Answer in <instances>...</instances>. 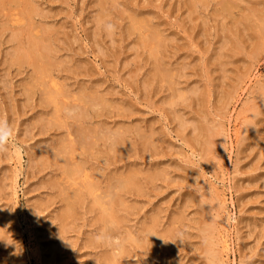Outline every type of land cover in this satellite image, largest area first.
I'll use <instances>...</instances> for the list:
<instances>
[{
  "label": "rangeland",
  "instance_id": "374dc122",
  "mask_svg": "<svg viewBox=\"0 0 264 264\" xmlns=\"http://www.w3.org/2000/svg\"><path fill=\"white\" fill-rule=\"evenodd\" d=\"M6 1H3V5L6 4L2 7L4 12L0 10V117L9 121L13 138L7 151L0 153V264H101L103 250L115 255L118 264H206L209 256L202 250L198 238L203 223L196 219L207 205L211 209L210 220H206L208 223L214 221L212 252L219 257L217 263L264 264V36L261 34L264 24H260L264 23V0H228L230 10H233L227 13L222 12L223 6L216 0H209L206 8L204 4H198L196 7L187 6V9L184 4L188 0ZM101 2L108 4L104 3L102 7ZM19 5L25 8L22 10ZM212 6H216V10ZM26 7L36 11L25 13ZM12 10L20 16L13 15L25 21L17 22L18 18L11 16ZM106 10L109 12L105 13ZM251 12L256 18L262 16L252 29L247 28L255 18L250 16ZM3 13L11 15L5 17ZM9 16L15 17L16 23H12ZM139 17L145 22L142 26L146 25L142 31L141 24L136 25ZM29 20L33 22L28 23ZM108 23L115 25L114 33L105 30ZM27 24L28 27L35 26L26 29ZM133 26L137 29L134 30ZM43 27L51 41H48L50 47L54 44L48 58L52 63L47 78L53 80L55 77L53 81L62 85L65 91L62 101L71 103L82 99L76 101L81 104L87 102V92L102 93L98 96L107 100L103 110L100 109L102 105H92L93 109L91 105L84 106L85 109L80 107L81 111L84 109V117H89L87 120L83 117L84 125L87 122L91 125L87 127H93L98 123L96 125L101 126H96L99 136L104 131L108 136L122 131L119 135L127 141L128 148H123L124 154L117 157L109 149L112 136L107 139L105 135L99 137L94 149L98 150L96 155H85L86 169L95 165L102 168L101 171L105 169L108 177L114 176V180L116 175L119 179L130 172H138L141 187H145L142 192L132 195H127L125 189L119 191L123 200L114 209L123 223L117 229L118 234L103 245L94 239L101 226L96 220L98 208L91 196L84 195L81 206L77 205L75 209L73 221L62 228L59 215L65 205L60 191L62 184L57 179L62 175L59 163L53 161L57 157L53 155H57L55 144L62 142L57 136L64 138L66 128L62 126H68L70 119L66 118L67 124L57 127L51 103L40 101L44 90L36 78L33 81L32 67L28 64L17 66L11 61L10 55L17 42L11 38L12 32L19 33V39L26 42L24 38L31 31L37 30L35 34L32 32L35 39L38 32L39 37H43ZM157 29L163 43L156 56L165 62L163 67H170L166 69L172 74V78L169 76V80L160 83L151 73L155 60L145 45L155 36ZM250 31L257 36L254 38ZM255 45H259L262 51H256ZM226 61L228 64L223 63ZM216 62L223 70H218L220 65ZM82 89L85 91L80 94ZM171 93L175 96L172 97ZM257 102L262 109L256 107L252 110ZM98 111L99 117L96 116ZM61 113L58 112L59 116ZM52 117L55 121H50ZM136 126L139 129L133 130ZM209 130L219 137L211 143L212 149H207L203 139ZM149 136L156 137V142L149 145L153 146L151 149L144 147L147 144L145 138ZM92 157H100V161ZM76 158L82 161L79 155ZM156 168L164 173H161L162 177ZM146 171L149 174L145 176ZM153 174L155 179L149 180ZM108 177L101 176L102 189L105 181L111 178ZM211 199L214 202H210ZM152 213L159 217L158 229H164L171 220H180L166 248L157 252L158 257L139 252L135 242L127 238L128 231L131 238L137 236L140 224ZM181 233L183 238L179 239ZM34 239L40 247L39 258L33 254ZM222 241H226V249L221 247Z\"/></svg>",
  "mask_w": 264,
  "mask_h": 264
},
{
  "label": "bare ground",
  "instance_id": "6f19581e",
  "mask_svg": "<svg viewBox=\"0 0 264 264\" xmlns=\"http://www.w3.org/2000/svg\"><path fill=\"white\" fill-rule=\"evenodd\" d=\"M3 1H6V0H0V10H2V7L4 8V6L6 5V4H4L3 5ZM9 1H11L12 2V0H9ZM14 1V3L15 2H17V1H15V0H13ZM126 1H128V0H126ZM131 1V0H130ZM217 1V4H220L221 6H223V10H222V12H229V10H230V3H228L229 1L228 0H216ZM216 1H214V2H216ZM232 1V0H231ZM7 2V1H6ZM10 2V3H11ZM28 2V1H27ZM111 2V1H110ZM209 3V0H188V1H186L185 3H187V4H184V5H186L185 6V8L187 9L188 7L187 6H195L196 7V5H198V4H204V6L205 5H207L208 6V3ZM213 2V3H214ZM236 2V1H235ZM238 2V1H237ZM253 2H255V1H253ZM252 2V3H253ZM10 3L8 2V5H10ZM18 3H19V1H18ZM18 3L17 4H15V5H18ZM24 3H26V1L24 2ZM102 3V7H103V5H104V3H106V2H101ZM114 3V2H113ZM207 3V4H206ZM251 3V4H252ZM258 3V2H257ZM257 3H255L256 5V7H257ZM264 3V2H263ZM263 3L261 2V4L263 5ZM21 4V3H20ZM106 4H108V3H106ZM212 4V3H211ZM12 5H14L13 3H12ZM34 5V4H33ZM213 5V4H212ZM216 5V4H215ZM219 5V6H220ZM234 5H236V3L234 4ZM254 5V4H253ZM253 5H252V8H254L253 7ZM35 6V5H34ZM236 6H238V5H236ZM236 6H235V8H236ZM6 7V6H5ZM12 7V6H11ZM17 7V6H16ZM19 7H20V5H19ZM24 7V6H23ZM22 7V8H23ZM201 7V6H200ZM213 7V6H212ZM216 7V6H215ZM215 7H213L215 10H216V8ZM256 7H255V9H256ZM7 8H8V6H7ZM10 8V7H9ZM9 8H8V11H10L9 10ZM21 7H20V9H22ZM25 8V7H24ZM147 8V7H146ZM205 8H206V6H205ZM218 8H221V7H218ZM231 8H232V5H231ZM251 8V9H252ZM260 8V7H259ZM263 8V7H262ZM6 9V8H5ZM11 9V8H10ZM13 9V8H12ZM26 9L27 10H24V12L25 13H28V14H30L31 13V11L33 10L34 12L36 11V10H34V9H28L27 7H26ZM104 9H107L106 7L104 8ZM148 9V8H147ZM211 9V8H210ZM213 9V10H214ZM258 9V8H257ZM256 9V10H257ZM23 10V9H22ZM30 10V11H29ZM109 10V9H108ZM194 10V9H193ZM206 10V9H205ZM231 10H233V9H231ZM230 10V11H231ZM254 10V9H253ZM7 11V12H8ZM29 11V12H28ZM32 11V12H33ZM102 11H104L103 9H102ZM102 11H101V13H102ZM132 11V10H131ZM139 11V10H138ZM187 11V10H186ZM189 11V10H188ZM207 11V10H206ZM212 10H210V13H212L211 12ZM218 11V10H217ZM251 11V10H250ZM249 11V12H250ZM260 11V10H259ZM263 11H264V8H263ZM1 12V11H0ZM2 12H4L3 10H2ZM6 12V13H7ZM107 12H109V11H105V13H107ZM137 12V11H136ZM195 12H197V10L195 11ZM194 12V13H195ZM254 12V11H253ZM253 12H251L250 13V16H253L254 15V13ZM257 13H259L258 12V10L256 11ZM104 13V14H105ZM129 13V12H128ZM128 13H127V15H128ZM135 13V12H134ZM150 12L148 11V14H149ZM152 13V12H151ZM217 16H218V14L216 13V12H214ZM219 13V12H218ZM225 13V14H226ZM233 13V12H232ZM262 13V12H261ZM260 13V14H261ZM2 14V13H1ZM4 15H5V17H6V15L7 14H5V13H3ZM13 14H17L16 12H15V10H14V12H13V10H12V15L11 14H9L8 13V15H11L12 17L13 16H15V17H17L16 15H13ZM21 14V13H20ZM28 14H27V17H29L28 16ZM130 14V13H129ZM143 14V13H142ZM146 14V13H145ZM187 14H191V13H189V12H187ZM209 14V13H208ZM259 14V15H260ZM3 15V16H4ZM7 15V16H8ZM18 16H20L19 14H17ZM23 13H22V17H23ZM150 15V14H149ZM195 15H196V13H195ZM226 15H228V14H226ZM248 15H249V13H248ZM247 15V16H248ZM258 15V16H259ZM263 15V14H262ZM1 16V15H0ZM132 16V15H131ZM130 15L128 16V17H131ZM192 16H193V14H192ZM198 16V15H197ZM229 16V15H228ZM255 16V15H254ZM11 17V18H12ZM12 18L13 19V21H12V23H14L15 22V20L14 19H16V18ZM133 17H135V16H133ZM132 17V18H133ZM193 17H195V16H193ZM200 16H198V18H199ZM212 17V16H211ZM215 17V16H214ZM219 17V16H218ZM257 16H255V18H253L252 20H253V22L252 23H248L249 25H247V28H253V25H254V23H255V21H256V23H258V21H260L261 19H262V16H261V19H259V18H256ZM260 17V16H259ZM9 18H10V16H9ZM10 18V19H11ZM18 18V17H17ZM132 18H131V20H132ZM136 18V17H135ZM140 18V17H139ZM201 18V17H200ZM213 18V17H212ZM223 18H225V17H223ZM223 18L222 19H220V20H223ZM21 19H23V20H20V17L18 18V19H16V21L18 22V20H20V22L21 23H23V21H25V19L24 18H21ZM27 19V18H26ZM128 19V18H127ZM151 19V18H150ZM196 19V18H195ZM245 19V18H244ZM244 19H243V21H244ZM248 19H249V17H248ZM251 19V18H250ZM143 19L142 18H140V19H137V21H136V25H137V23H138V25H139V23L141 24V26H142V24L143 23H145L144 22V20L142 21ZM247 20V19H246ZM251 20V21H252ZM264 20V19H263ZM262 20V21H263ZM10 21V20H9ZM33 22V20H29V22L28 23H30V22ZM203 21V20H202ZM205 21V20H204ZM248 21V20H247ZM250 20H249V22H251ZM20 22H19V24H20ZM131 22V21H130ZM147 22H149V21H147ZM10 23V22H9ZM16 23V22H15ZM26 23H27V21H26ZM135 23V22H134ZM203 24H204V22H202ZM25 24V23H24ZM131 24V23H130ZM221 24V23H220ZM260 24H264V23H260ZM10 25H11V23H10ZM14 25V24H13ZM32 25H34V24H32ZM32 25L31 26H29V27H31L30 29H32ZM145 25V24H144ZM143 25V26H144ZM222 25V24H221ZM244 25V24H243ZM24 28L27 26V28L26 29H28L29 27H28V24L26 25V26H24V25H22ZM35 26V25H34ZM37 27H39V29L41 28L40 26H38V25H36ZM44 26V25H43ZM129 26V25H128ZM141 26H139V27H141ZM143 26L141 27V31L143 30L142 28H143ZM146 26V25H145ZM148 26H149V24H148ZM246 26V25H245ZM3 26H1V28H2ZM20 27V26H19ZM19 27H15L16 29H19ZM37 27H35V28H37ZM150 27V26H149ZM154 27V26H153ZM153 27H151L152 29H154ZM255 27V26H254ZM263 27V26H262ZM4 28V27H3ZM2 28V29H3ZM9 28V27H8ZM14 27H13V29H15ZM105 28V27H104ZM150 28V29H151ZM202 28H203V30H206V28L204 29V27L202 26ZM12 29V30H13ZM23 29V28H22ZM128 29V28H127ZM133 29L135 30V29H137V28H134V26H133ZM144 29H146L145 27H144ZM148 29V28H147ZM234 29H235V27H234ZM20 30H21V27H20ZM42 30V29H41ZM48 30H49V28H48ZM138 30H139V28H138ZM202 30V31H203ZM237 30V29H236ZM239 30V29H238ZM243 30V29H242ZM250 30V29H249ZM248 30V31H249ZM258 30V29H257ZM0 31H1V29H0ZM25 30H23L22 32H24ZM30 31V30H29ZM29 31H28V33H29ZM38 31H40V30H38ZM52 31H53V29H52ZM51 31V32H52ZM147 31H150V30H147ZM201 31V32H202ZM223 31V30H222ZM235 31V30H234ZM234 31H231V32H234ZM248 31H246V32H248ZM256 31V30H255ZM10 32H11V30H10ZM15 32V31H14ZM32 32H33V34H35L36 32H37V30H35V31H31V33H30V35L28 36L29 37V40H28V38H27V36H26V38H24L25 40H27L26 42H23L21 39H19V37L20 36H18V34L17 33H13L12 32V34H13V36H11V38H13V41H14V43H15V41H17L16 42V46L15 47H13V50H12V53H11V61H12V64L13 63H15V64H17V66L18 65H21V64H28L30 67H32V72L31 73H33L32 74V76H33V81L35 82V78L37 79V81H38V84H41V89L43 88V90H44V93H41L42 94V97H41V99H40V101L41 102H44L45 104H49V103H51V105H52V107H53V109H52V113L54 112V118H55V120H56V122H54V123H57V127H59V125H65V123L67 124V122H65V121H68L66 118H69L70 120L68 121L69 123H71L72 125H70L71 127H69V123H68V126L66 125V127L65 126H62V127H64V128H66V129H64L65 131H66V134H65V132H63L64 134H65V136H64V138H63V136H62V138H58V136H57V140H59L60 139V141H62L61 142V146L60 145H57V144H59V142L57 143V144H55L54 146L56 147L55 149V151H57V155H53V156H55V157H57V160H53V161H57L58 163H59V165H60V167L59 168H61L60 170H61V175H62V177L59 179L58 177H57V179L60 181V183L62 184V190L60 189V191H61V193H62V195H63V201H64V205H65V208L62 210V212L60 213V215H59V220L62 222V228L65 226V227H67L68 226V223L70 222V221H73V215H74V212H75V209H76V207H77V205H80L81 206V201L83 200V198H84V195H88V196H91V198H92V200H93V204H95L96 206H97V210H98V214L96 215V220H97V222H98V225H100L101 227H100V232L99 233H101V232H107V234L109 235V237L111 238V239H113L114 237H115V235H116V233H117V229H119V225L121 224V223H123L122 221H123V219H122V217H120V216H118L117 215V213H116V211H115V209H114V206L116 205V204H118L120 201H121V194H120V190H123V189H125V190H123V191H125V193L127 192V195H132L134 192H135V194L136 193H140V192H142L143 191V189L145 188V187H141V183H140V181H139V178H138V172H130V171H132V169L129 171L130 173H128V175L126 174V176H119L120 178L119 179H117L118 177H117V175H116V180H114V176H109V177H111V178H109L108 176H107V173H105L104 171H105V169L104 170H100V169H102V168H97L95 165H93V166H91L90 168H89V170H87L86 169V164H87V161H84L85 160V158H86V156L87 155H89L88 153H91V155L90 156H94V155H96V153L98 152V150L96 151V150H94L95 149V146L97 145L96 143H98V140H99V137H103L104 135H105V131H104V134H103V132H102V134H100L101 136H99V132H97V130H96V126L98 125V123H96L95 124V126H93V124H92V126L93 127H87L88 125H90V124H88L87 125V122H86V125H84V119H83V117H84V109L86 108V107H88L89 105H93L94 107H97V106H101L102 105V107L103 106H106L107 105V100H105V101H103V99H102V93H100L99 92V94H97V95H94L93 94V92L91 91H89V92H87V97H88V100H87V102H85V101H82L83 103H81V104H78V102L76 103V101L78 100H82V99H73L74 97H70V99H73L74 101H72V102H74V104L72 103H69V102H65V101H62V99H65L64 98V95H65V91H63L62 90V88H61V86H58L54 81H55V77H53V80H52V78H50V79H48L47 78V76L49 75L50 76V74L48 73V68L50 67V64L52 63V62H50V61H48V60H50V59H48V58H50L49 56V54H50V52H51V47H52V45H54L53 43H52V45H51V47H50V44L48 43V41H50V39H49V36H48V33L45 31V29H44V27H43V31H41V32H44V35L43 34H41L43 37H39V35L40 34H36V35H38V37H36V39H35V35H33L32 34ZM48 32H50V30L48 31ZM55 32V31H54ZM146 32V31H145ZM155 32V31H154ZM224 32H225V30H224ZM245 32V33H246ZM251 32V31H250ZM56 33V32H55ZM142 34H143V32H141ZM227 33V32H226ZM238 33V32H237ZM240 33V32H239ZM252 33V32H251ZM254 33V32H253ZM250 34V35H254V34ZM258 33V32H257ZM25 34H27V33H25ZM52 34V36L54 35V33L52 32L51 33ZM141 34V35H142ZM149 34H150V32H149ZM149 34H148V36H149ZM160 34H161V32L157 29V31H156V34H155V36L152 38V39H150V41H148L149 43H146V41H145V45L148 47V49L150 50V53H151V55H152V58L154 57V60H155V62H154V65H153V69H154V71H151V73L153 74V76H154V78L156 77V80H157V82L159 81V83H160V81L161 82H164L165 80H169V76L172 78V74H170L169 73V70L168 69H166L168 66H162V63H165V62H161L160 60H159V58H161V57H157L156 56V53L158 52V47H160L162 44L161 43H163V41H162V38H161V36H160ZM202 34V33H201ZM242 34V33H241ZM240 34V35H241ZM243 34H244V32H243ZM247 34V33H246ZM249 34V33H248ZM259 34V33H258ZM261 34H263V36H264V29H262V31H261ZM261 34H259V37L261 38L262 36H261ZM21 35V34H20ZM138 35H140V34H138ZM144 35V38H145V40H146V37H145V35H147V32L146 33H144L143 34ZM142 35V36H143ZM233 35V34H232ZM231 35V36H232ZM234 35H235V33H234ZM238 35V34H237ZM239 35V36H240ZM142 36H139V37H142ZM222 36V35H221ZM226 36V35H225ZM255 36H257V35H254V38H255ZM228 37V36H227ZM233 37V36H232ZM251 37V36H250ZM40 38V39H39ZM51 38V37H50ZM56 38V37H55ZM54 38V39H55ZM224 37L222 36V39H223ZM230 38V37H229ZM234 38V37H233ZM58 39V38H57ZM140 39V38H139ZM222 39H220L221 40V42L223 41ZM226 39V38H225ZM235 39V38H234ZM238 39V38H237ZM242 39V38H241ZM251 39V38H250ZM12 40V39H11ZM52 40V39H51ZM244 40V39H243ZM58 41V40H57ZM226 41V40H225ZM225 41H223V42H225ZM231 41V40H230ZM230 41H228V42H230ZM234 40H232V42H233ZM51 42V41H50ZM143 42V41H142ZM147 44H149V46L147 45ZM234 44H235V42H234ZM223 45H224V47L226 46L225 45V43H223ZM229 45V44H228ZM231 45H233V43L231 44ZM239 45V44H238ZM235 46H237V44L235 45ZM54 47V46H53ZM56 47V46H55ZM222 46H221V44H220V48H221ZM233 48H236V47H232V49ZM240 48H242V47H240ZM240 48H236V49H240ZM255 48H256V51H262L261 50V47L259 46V45H255ZM162 49H164V48H162ZM236 49H234V51H233V53L235 52V50ZM52 50H53V48H52ZM54 50H56L55 48H54ZM231 50V48H229V51ZM56 51H58V50H56ZM55 52V51H54ZM162 52V51H161ZM57 53V52H56ZM56 53H55V56H56ZM164 53V52H163ZM227 53V52H226ZM237 53V52H236ZM8 54V53H7ZM231 54H232V52H231ZM157 55H158V53H157ZM219 55H221V53L219 54ZM224 54H222V56H223ZM228 55V54H227ZM234 55V54H233ZM237 55V54H236ZM164 56V55H163ZM226 56V55H225ZM58 57V56H57ZM157 57V58H156ZM228 56H226V58H227ZM217 58H218V56H217ZM221 58V57H220ZM230 58V57H229ZM52 60V59H51ZM217 60H220V59H217ZM216 60V61H217ZM231 60V59H230ZM50 62V63H49ZM220 62H222V61H220ZM217 63V62H216ZM223 63H227L228 64V61H226V62H223ZM223 63H221V64H223ZM230 64H231V62H229ZM217 64H219L220 65V63H217ZM17 66H16V68H17ZM23 67V66H22ZM53 67V66H52ZM169 69H170V67H168ZM219 69H221V70H223L222 68H221V65H220V68H218V70ZM172 70V69H171ZM225 71V70H224ZM172 73V72H171ZM179 73V72H178ZM174 75V74H173ZM183 75V74H182ZM52 76V75H51ZM47 78V79H46ZM30 81V80H29ZM28 81V82H29ZM174 81V80H173ZM47 82H50V83H48L47 84ZM166 82H169V81H166ZM166 82H165V84H166ZM58 83H60V82H58ZM170 83V82H169ZM31 84H32V86H33V82H31ZM28 85V84H27ZM167 85H169L170 86V84H168L167 83ZM160 86V85H159ZM159 86H158V89H159ZM61 89H60V88ZM155 87H156V85H155ZM154 87V88H155ZM168 87V86H167ZM177 87V86H176ZM83 88V87H82ZM157 88V87H156ZM169 88V87H168ZM39 89H40V87H39ZM40 89V90H41ZM178 89V88H177ZM152 90H153V88H152ZM157 90V89H156ZM182 90V89H181ZM28 91H29V89H28ZM81 91V90H80ZM83 91H85V89L83 90L82 89V92H80V94L81 93H83ZM155 91V90H154ZM159 92H160V90H158ZM179 91V90H178ZM94 92H96V91H94ZM173 92V91H172ZM175 92V91H174ZM27 93V92H26ZM181 93V95H182V92H180ZM28 94V93H27ZM30 94H31V92H30ZM80 94H79V96H80ZM86 94V93H85ZM96 94V93H95ZM100 94H102L101 96H98V95H100ZM172 94V93H171ZM203 94H204V92H203ZM173 95L174 94H172V97H173ZM180 95V96H181ZM28 96H30V95H28ZM27 96V97H28ZM77 96V97H76ZM83 96V95H82ZM175 96V95H174ZM183 96V95H182ZM201 96V95H200ZM207 96V95H206ZM75 97L76 98H78V95H75ZM80 98H82V97H80ZM104 98V97H103ZM200 98H202V97H200ZM199 98V99H200ZM205 98V97H204ZM207 98V97H206ZM66 99H68V98H66ZM84 99L86 100V98L84 97ZM205 100V99H204ZM203 100V101H204ZM81 102V101H80ZM104 102L106 103V105H104ZM108 102H109V100H108ZM261 102H263V101H261ZM76 103V104H75ZM111 103V102H110ZM109 104V103H108ZM257 104H258V102H257ZM257 104H255L254 106H253V108H252V110L253 109H255L256 107L258 108V110L260 109L259 108V104L257 105ZM112 104H110L109 106H111ZM264 105V104H263ZM84 106H86V107H84ZM93 106H92V109H93ZM80 107H84V109L83 108H81V109H83L82 111L80 110ZM100 108L101 110H103L104 109V107L103 108ZM261 107V106H260ZM263 107V106H262ZM91 108V107H90ZM89 108V109H90ZM69 109H71V110H74V115H72V116H69V115H67V112H66V110H69ZM262 109V108H261ZM260 109V110H261ZM95 110V109H94ZM100 110V111H101ZM108 110V109H107ZM59 111H62V116H59V114H58V112ZM87 111V110H86ZM85 111V112H86ZM105 111V110H104ZM255 111V110H254ZM95 112H96V110H95ZM109 113H110V111H109ZM87 114V113H86ZM96 114V113H95ZM107 114V113H106ZM106 114H104V115H106ZM257 114V113H256ZM259 114H260V112H259ZM253 112L251 113V117H253ZM86 116V115H85ZM89 116V115H88ZM87 116V117H88ZM95 116V115H94ZM93 116V117H94ZM96 116L97 117H99L100 116V114H99V111H98V113L96 114ZM250 116V115H249ZM254 117H256V116H254ZM54 118L52 117L51 119H50V121H53L54 120ZM84 118H86V117H84ZM87 119H89V117L88 118H86V120ZM54 120V121H55ZM95 121V120H94ZM249 121V120H248ZM92 122H93V120H92ZM99 122V121H98ZM106 122V121H105ZM101 123H103V122H101ZM251 123H253V122H251ZM104 124V123H103ZM107 124V123H106ZM136 124V123H135ZM247 124V123H246ZM255 124V123H254ZM109 125V124H108ZM129 125V124H128ZM248 125L250 126V124H249V122H248ZM91 126V125H90ZM131 126V125H130ZM130 126H128V127H130ZM134 126V125H133ZM132 126V127H133ZM148 126V125H147ZM202 126V125H201ZM248 126V127H249ZM97 127H101L100 125L99 126H97ZM106 127V126H105ZM125 127H127V126H125ZM131 127V128H132ZM148 127H150V126H148ZM147 127V128H148ZM108 128V127H107ZM112 128V127H111ZM114 128H117V127H114ZM120 128V127H119ZM130 128V129H131ZM143 128V127H142ZM155 128V127H154ZM199 128V127H198ZM200 128H202V127H200ZM199 128V129H200ZM205 128V127H204ZM210 128V127H209ZM217 128V127H216ZM216 128H215V130H216ZM246 128V127H245ZM62 129V130H63ZM109 129V128H108ZM107 129V130H108ZM113 129V128H112ZM120 129H122V128H120ZM124 129V128H123ZM136 129H139L137 126L136 127H134V129L133 130H136ZM219 129V128H218ZM115 130V129H114ZM125 130V129H124ZM132 130V131H133ZM148 130V132H149V128L147 129ZM157 130V129H156ZM115 131H117V130H115ZM126 131V130H125ZM138 131V130H137ZM137 131H134L135 133L137 132ZM205 131V130H204ZM204 131H202V132H204ZM207 131V130H206ZM205 131V132H206ZM218 131H220V129L218 130ZM110 132H111V129H110ZM113 132V131H112ZM122 132V131H121ZM120 131H118V134L115 132H113L112 134L113 135H111L112 136V138H110L111 139V144H110V142H108L109 144H110V146H109V149H110V152L111 151H113L112 153H113V156H114V154H116L117 155V157H119V156H121V155H123L124 154V152H122V149L123 148H125V147H127L126 145H127V141L125 140V138H124V136H121V135H119V134H122ZM139 132H141L142 133V131H139ZM147 132V133H148ZM153 132L155 133L156 131H155V129L153 130ZM159 132V131H158ZM199 132V131H198ZM219 133V132H218ZM106 134L107 135H105V139H107V138H109V136H108V133L106 132ZM128 134L130 135L131 133L130 132H128ZM137 134V133H136ZM145 133H143L142 134V136L144 135ZM200 134V133H199ZM138 135V134H137ZM201 135H202V133H201ZM60 136V137H61ZM110 136V137H111ZM139 136H141L140 134H139ZM145 136V135H144ZM148 136V135H147ZM150 136H151V134H150ZM150 136L149 137H147V138H145V140H146V142L145 143H147L144 147H149V145L153 142H156V137H155V139H154V137H152V138H150ZM159 136V135H158ZM206 136V138H203V139H205L206 140V147H207V149H212V146H211V143H214L215 142V140L216 139H218L219 140V137L217 136V133L216 132H214V131H211V130H209V132H207L206 133V135H204V137ZM128 139L127 140H129V137H127ZM141 138V137H140ZM140 138L138 137V139L140 140ZM142 139V138H141ZM159 139V138H158ZM109 140V139H108ZM143 141H145L144 139H142ZM152 140V141H151ZM160 140V139H159ZM66 141V142H65ZM100 141V140H99ZM105 141H107V140H105ZM104 141V142H105ZM66 144H65V143ZM101 142H103V141H101ZM129 142V141H128ZM134 142V141H133ZM142 142V141H141ZM108 143H107V145H108ZM101 144V143H100ZM142 144H143V142H142ZM130 146L132 145V144H129ZM135 145V144H134ZM217 145V144H216ZM49 146H51V145H49ZM57 146H59L58 147V149H57ZM52 147V146H51ZM136 147H138V146H136ZM150 147H152L153 148V146H150ZM149 147V148H150ZM216 147V146H215ZM108 148V147H107ZM128 148V147H127ZM126 148V149H127ZM51 149H54V148H51ZM109 149L107 150V151H109ZM131 149H132V147H131ZM151 149V148H150ZM154 149L156 150V148H155V146H154ZM158 149V148H157ZM128 150V149H127ZM93 151V152H92ZM96 151V152H95ZM125 151V150H124ZM129 151H130V149H129ZM144 151H146L145 149H144ZM209 151V150H208ZM213 151V150H212ZM216 151H217V149H216ZM49 152V151H48ZM95 152V153H94ZM133 152V151H132ZM157 152V151H156ZM211 152V151H210ZM214 152V151H213ZM51 153V152H50ZM54 153V152H53ZM52 155V154H51ZM77 155H79V157L82 159V161L80 162L79 160L80 159H77L76 158V156ZM86 155V156H85ZM112 156V155H111ZM101 157H103V156H101ZM126 157V156H125ZM49 158H51L50 156H49ZM54 157H52V159H53ZM93 158H96V159H98L99 160V158L98 157H92V159ZM104 158H105V156H104ZM100 161V160H99ZM103 161V160H102ZM105 161V160H104ZM54 162V163H55ZM56 162V163H57ZM57 163V164H58ZM58 166V165H57ZM138 166V165H137ZM106 167V166H105ZM136 167V166H135ZM106 169H108V168H106ZM139 169V168H138ZM157 169V168H156ZM156 169H154V170H156ZM162 169H164V168H162ZM158 170H160L159 168L156 170V171H158ZM156 171H154V172H156ZM120 172V171H119ZM159 172V171H158ZM165 172V171H164ZM126 173V172H125ZM148 172L146 171V173H145V176H146V174H147ZM153 173V172H152ZM161 173L162 174H164L163 172H161V170H160V172H159V176L161 175ZM142 174V173H141ZM149 174V173H148ZM147 174V175H148ZM154 174H157V172L156 173H154ZM150 175L149 176V180H154L155 179V177H156V175ZM166 174V173H165ZM103 175V177H108L110 180H108V181H105L106 182V185H105V183L104 182H102V183H104L103 185H105V186H103L104 188L102 189L101 187L102 186H100V183H101V180H102V178H101V176ZM119 175V174H118ZM56 176H58V175H56ZM144 176V177H145ZM165 176V175H164ZM148 177V176H147ZM161 177H162V175H161ZM166 177V176H165ZM158 178V177H157ZM145 179V178H144ZM62 180V181H61ZM113 180V181H112ZM145 180H147V178L145 179ZM149 180H147L149 183H151L152 181H149ZM58 182V181H57ZM143 183V182H142ZM59 184V183H58ZM60 184V185H61ZM152 184V183H151ZM100 189H102V190H100ZM59 191V192H60ZM123 195V194H122ZM123 200V199H122ZM210 202L211 201H213L214 202V200L213 199H211V200H209ZM202 202H204L203 200H202ZM201 202V203H202ZM210 202L208 203V204H210ZM200 203V204H201ZM203 204V203H202ZM205 204V203H204ZM210 209H211V206H209V205H207V208L205 207V211H203L202 213H200L199 215H197V221L198 222H200V223H203L202 224V228H200V236L198 237V238H200L199 239V242H200V245H201V248H202V250H204L205 252H207L208 253V256H209V261L206 263V264H216L217 262H219V257H218V255L216 254V253H213L212 251H213V246H214V236H215V234H214V227H213V225H214V221H212V219H211V221L212 222H210V223H213L212 225H210V223H208V219L210 220V218H209V212H210ZM204 210V209H203ZM212 211V210H211ZM183 212V211H182ZM199 212V211H198ZM197 212V213H198ZM97 213V212H96ZM196 214V213H195ZM134 215V214H133ZM182 216V215H181ZM210 216H212V215H210ZM208 218V219H207ZM125 219V218H124ZM207 219V220H206ZM180 222V220H171L169 223H168V226H166L164 229H162V228H159L158 229V227H159V217H158V215H157V213H152V214H150V216L146 219V220H144V222H142L141 224H140V226H139V229H138V231H137V236H132V238L130 237V231H128L127 232V234H128V236H127V238H130V240L131 241H133V242H135V246H136V248H137V250L139 251V252H141V253H143V254H149L150 255V257H151V255H152V257H153V255L154 256H156V257H158V251L161 249V248H166V246H167V244H168V242H169V240L171 239V237H172V235L174 234V231H175V229L178 227V226H176L177 225V223H179ZM201 225V224H200ZM98 229V228H97ZM217 231V230H216ZM218 233V232H217ZM98 234V233H97ZM118 234V233H117ZM112 235V236H111ZM218 235V234H217ZM222 237V236H221ZM222 243H223V245L221 246L222 248H224V249H226L227 248V245H226V241H222ZM97 244V243H96ZM103 245V244H102ZM32 246H33V254H34V256L36 257V258H39L40 257V247H39V244H38V242H36L35 241V239H34V241H33V243H32ZM101 246V245H100ZM109 246V245H108ZM115 246H116V244H115ZM117 246H121V245H117ZM124 246V245H123ZM110 248V247H109ZM117 248V247H116ZM111 249V248H110ZM122 249V248H121ZM162 250V249H161ZM119 251L121 252L122 250H120L119 249ZM119 252V253H120ZM127 252H129V250L127 251ZM131 253V252H130ZM160 253V252H159ZM134 254V253H133ZM144 256V255H143ZM148 256V255H147ZM162 257V256H161ZM159 258H160V256H159ZM158 258V259H159ZM142 259H144V258H142ZM151 259V258H150ZM152 260V259H151ZM155 260H157V259H155ZM154 260V261H155ZM157 261H161V260H157ZM101 264H118L117 262H116V258H115V255H113L112 253H107L105 250H103L102 251V253H101ZM218 264V263H217ZM220 264V263H219Z\"/></svg>",
  "mask_w": 264,
  "mask_h": 264
},
{
  "label": "clouds",
  "instance_id": "9594fccd",
  "mask_svg": "<svg viewBox=\"0 0 264 264\" xmlns=\"http://www.w3.org/2000/svg\"><path fill=\"white\" fill-rule=\"evenodd\" d=\"M105 30L108 33H114L116 28L115 25L108 23L105 25ZM67 115L72 116L74 115V110H66ZM13 138V129L9 123V121L6 118L0 117V153L7 151L8 146ZM179 239L183 238V233L179 234ZM95 241L98 244H104L107 243L110 240L109 235L107 232H101L98 233L94 237Z\"/></svg>",
  "mask_w": 264,
  "mask_h": 264
}]
</instances>
